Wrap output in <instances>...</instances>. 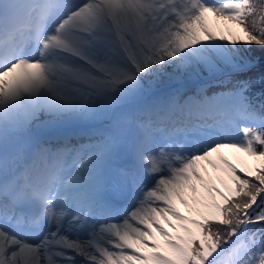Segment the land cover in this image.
<instances>
[{
  "label": "snow or ice",
  "instance_id": "snow-or-ice-1",
  "mask_svg": "<svg viewBox=\"0 0 264 264\" xmlns=\"http://www.w3.org/2000/svg\"><path fill=\"white\" fill-rule=\"evenodd\" d=\"M254 47L264 0H0L5 149L9 129L70 119L92 141L72 181L60 175L65 152L45 147L33 158L47 166L5 171L0 264H264ZM164 128L182 139L158 142Z\"/></svg>",
  "mask_w": 264,
  "mask_h": 264
},
{
  "label": "trees",
  "instance_id": "trees-1",
  "mask_svg": "<svg viewBox=\"0 0 264 264\" xmlns=\"http://www.w3.org/2000/svg\"><path fill=\"white\" fill-rule=\"evenodd\" d=\"M248 54H249L251 60L254 61V63H252L253 70H252V73H250L251 75L255 76L254 88L252 89L253 94H254L253 96L256 99H258L261 95L263 96V100L261 102H259L258 104L255 103L257 106H259L261 103H264V85H262L260 80H259V75L262 72H264V49H261L259 47H254L251 51L248 52ZM258 95H260V96H258ZM250 165L251 166L254 165L252 160L250 161ZM185 211L187 214L186 208H185Z\"/></svg>",
  "mask_w": 264,
  "mask_h": 264
},
{
  "label": "rangeland",
  "instance_id": "rangeland-1",
  "mask_svg": "<svg viewBox=\"0 0 264 264\" xmlns=\"http://www.w3.org/2000/svg\"><path fill=\"white\" fill-rule=\"evenodd\" d=\"M212 18V17H210ZM248 56V58L251 60V58L249 57V54H246ZM91 143V142H89ZM222 152L225 156H227L229 159L233 160V162L236 161V163H238V165L241 163V160L237 159L236 156L233 154V152L229 149H222ZM88 151H84L83 154L80 156V158L78 159V162L76 163V165H78L82 160L86 159V161L88 160ZM243 162L246 163L248 166L250 165V161L252 160L253 164H257V160H255L254 158H250V157H243L242 158ZM253 165V166H254ZM251 166V165H250ZM179 206H181L183 209H185V206L180 204L179 201L177 203Z\"/></svg>",
  "mask_w": 264,
  "mask_h": 264
},
{
  "label": "bare ground",
  "instance_id": "bare-ground-1",
  "mask_svg": "<svg viewBox=\"0 0 264 264\" xmlns=\"http://www.w3.org/2000/svg\"><path fill=\"white\" fill-rule=\"evenodd\" d=\"M212 1H214V0H212ZM209 23H210V25L211 26H213L214 28L217 26V24H218V22L214 19V18H210L209 17ZM221 27H222V25H221ZM220 34V32L219 31H217V35H219ZM84 162H86V160L84 159V161L83 162H81V163H84ZM258 163H259V161H257ZM80 163V164H81ZM203 163V162H202ZM79 164V165H80ZM79 165H77V166H79ZM77 166H75V168H73L72 169V171H71V173H67V177H66V182H68V181H72V179H73V177H75V176H77V174H78V172H77V170H76V167ZM204 167L205 168H207V170H208V172L210 173V174H213V175H215V173L213 172V170L211 169V167L210 166H208V165H204Z\"/></svg>",
  "mask_w": 264,
  "mask_h": 264
}]
</instances>
